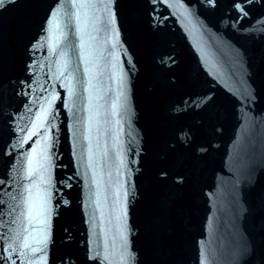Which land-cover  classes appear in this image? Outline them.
<instances>
[{
    "label": "water",
    "instance_id": "obj_1",
    "mask_svg": "<svg viewBox=\"0 0 264 264\" xmlns=\"http://www.w3.org/2000/svg\"><path fill=\"white\" fill-rule=\"evenodd\" d=\"M0 181V264H264V0L9 2Z\"/></svg>",
    "mask_w": 264,
    "mask_h": 264
},
{
    "label": "snow or ice",
    "instance_id": "obj_2",
    "mask_svg": "<svg viewBox=\"0 0 264 264\" xmlns=\"http://www.w3.org/2000/svg\"><path fill=\"white\" fill-rule=\"evenodd\" d=\"M9 2H11V3H15V0H0V9L5 8L6 5H7ZM207 2H208L209 4H211V5H213V6L215 5V0H207ZM247 2H249V0H245V3H247ZM73 7H79V8H84V9H87V8L95 9L97 6H96L95 4H79V5H73ZM234 7H236L237 10H238L240 13H242L241 18H243L244 16H247V12L245 11V7H244L243 4H239V3H238V4L234 5ZM66 15H67V13H66ZM71 16H75V18H76L78 21L81 19L79 13H72ZM84 16H85V18H86V20H87V18H88V14H87V12L84 13ZM58 17H59V13H54V14H53V17H52V22L54 23L56 29H60V27H61V25H60V23H59V19H58ZM86 29H87V23H86V22H85L82 26H78V28H77V31L81 34V44H80V47H81V48H84V46H85V45H84V41H83V34L86 32ZM61 37H63V33H61ZM60 55H61V57H64V58H65V59H64V67H65V70H66L67 67H68V65H69V61H68V59L66 58V57H67V53H66V52H61ZM85 59L87 60V58H85ZM87 62L90 63L91 61H90V60H87ZM76 70H79V69H78V66H77V69H76ZM84 71H85V73H89L91 70H90L89 68L85 67ZM60 75H63V72H61ZM87 87H90V85L86 86V90H87ZM69 94H70V95L72 94V90H71V88L69 89ZM115 108H116V105L113 104V109H115ZM37 118H38V117H37ZM180 136L183 137V138L187 141V136H186L185 133L181 132V133H180ZM89 166H91V165H89ZM0 183H3V181H0ZM69 186H70V185H69ZM25 191H28V189H25ZM30 218H31V217L29 216V219H30ZM25 231H27V229H25ZM21 246H22L23 248H26V249H27V248H31V245L29 244L27 237H25V239L22 241V245H21ZM9 248H12V245H11V244H9ZM13 251H15V249H13ZM32 251H33V252H36V251H38V250L35 249V248H32ZM39 251H42V249H39ZM20 255L23 256L24 253L21 252ZM105 259H107V257H105ZM12 264H15V261H12Z\"/></svg>",
    "mask_w": 264,
    "mask_h": 264
}]
</instances>
